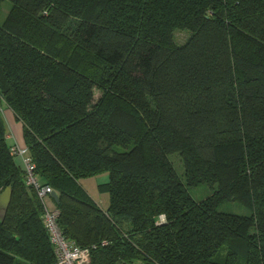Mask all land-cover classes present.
Here are the masks:
<instances>
[{
  "label": "trees",
  "instance_id": "16d2710c",
  "mask_svg": "<svg viewBox=\"0 0 264 264\" xmlns=\"http://www.w3.org/2000/svg\"><path fill=\"white\" fill-rule=\"evenodd\" d=\"M4 2L0 102L90 264H264V0ZM11 147L0 107V264H53ZM101 175L106 210L81 186Z\"/></svg>",
  "mask_w": 264,
  "mask_h": 264
},
{
  "label": "built area",
  "instance_id": "2783aa9c",
  "mask_svg": "<svg viewBox=\"0 0 264 264\" xmlns=\"http://www.w3.org/2000/svg\"><path fill=\"white\" fill-rule=\"evenodd\" d=\"M10 152L17 163L21 162L26 172V184L35 189L42 204L43 220L55 253L53 264H90L89 249L76 246L66 239L58 229L57 213L46 205V199L50 195L51 189L48 186L40 185L33 176L34 166L29 158L27 148L13 145Z\"/></svg>",
  "mask_w": 264,
  "mask_h": 264
},
{
  "label": "rangeland",
  "instance_id": "374dc122",
  "mask_svg": "<svg viewBox=\"0 0 264 264\" xmlns=\"http://www.w3.org/2000/svg\"><path fill=\"white\" fill-rule=\"evenodd\" d=\"M10 3L8 2H4L1 4V7H0V25L2 23V21L6 18V14L8 13V9L10 7ZM189 33L188 32H185V31H175L174 34H173V42L175 45H182L184 44L187 39L189 38ZM100 97V93L97 92V91H94L93 92V101H97L98 98ZM0 107H1V112H2V115H3V119H4V123H5V127H6V118H5V110H7V107L5 106L4 103H1L0 102ZM9 142V141H8ZM10 144V142H9ZM30 158V157H29ZM31 159V158H30ZM172 165L175 167L178 175L180 177H182V168H183V165H182V160L181 158L178 156V155H171L169 157ZM31 163H32V160H31ZM33 164V163H32ZM34 166V165H33ZM17 167L20 168L24 173H25V176H26V172L24 170V167L22 166L21 162L18 161L17 163ZM35 169V167H34ZM33 176L35 177L36 181L38 182V179L35 175V172L33 170ZM96 181H97V184H105L108 182V176L107 175H101L99 176L98 178H96ZM39 183V182H38ZM25 184H26V179H25ZM40 184V183H39ZM93 183H90V182H87V181H82L81 182V186L86 190V191H89V188L91 187ZM27 185V184H26ZM41 185V184H40ZM29 186V185H27ZM42 186H45V185H42ZM29 187H32V186H29ZM33 188V187H32ZM34 189V188H33ZM35 190V189H34ZM96 191V190H95ZM93 193V196L96 197L97 196V192ZM36 192V191H35ZM52 192V191H51ZM51 194V193H50ZM189 194L191 195V197L195 200H199V199H203L205 197H207L209 195V190L208 188L204 187V186H200L199 188H194V189H191L189 190ZM37 196V194H36ZM104 198H107V196H103ZM103 197H102V200H103ZM38 198V197H37ZM49 199L50 198V195L47 197L46 199V205L48 206V208H50L51 206L49 205ZM221 212H224V213H230V214H235V215H241V216H246L248 215V211L243 208V207H240L234 203H229V204H224L222 205V207L220 208ZM226 251L225 250H221L217 256V259L219 261H221L223 258H224V255H225Z\"/></svg>",
  "mask_w": 264,
  "mask_h": 264
},
{
  "label": "crops",
  "instance_id": "0c3cea01",
  "mask_svg": "<svg viewBox=\"0 0 264 264\" xmlns=\"http://www.w3.org/2000/svg\"><path fill=\"white\" fill-rule=\"evenodd\" d=\"M11 6L9 7V11H10ZM8 11V13H9ZM7 13V14H8ZM6 14V15H7ZM3 22V21H2ZM5 118H6V132H7V140L10 142V145H17L19 147H25L24 145V141H23V126L22 124L16 120L15 116L13 115V113L7 109L5 110ZM90 183H93L91 185V187L89 188V193L91 195V197L100 203L101 208L103 209H107L108 207V199L104 198L103 195H97L96 197L93 196L94 191L96 190L97 187V181L96 179H89V180H84ZM96 192V191H95ZM103 197V200H102ZM49 205L51 206V209H54V204L51 201V199H49Z\"/></svg>",
  "mask_w": 264,
  "mask_h": 264
},
{
  "label": "water",
  "instance_id": "95a60500",
  "mask_svg": "<svg viewBox=\"0 0 264 264\" xmlns=\"http://www.w3.org/2000/svg\"><path fill=\"white\" fill-rule=\"evenodd\" d=\"M12 195L11 187H7L1 194H0V222H2L5 218L6 212L8 210L10 200ZM50 197L57 202V195L55 192H51Z\"/></svg>",
  "mask_w": 264,
  "mask_h": 264
}]
</instances>
